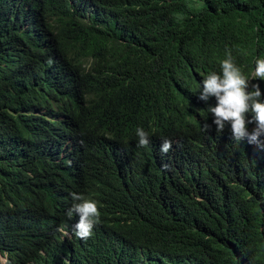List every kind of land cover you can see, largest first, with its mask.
I'll return each instance as SVG.
<instances>
[{"label":"trees","instance_id":"trees-1","mask_svg":"<svg viewBox=\"0 0 264 264\" xmlns=\"http://www.w3.org/2000/svg\"><path fill=\"white\" fill-rule=\"evenodd\" d=\"M89 5L0 0V253L11 264L63 263H52L50 251L39 253L45 234L38 247L43 234L30 222L54 200L38 185L53 170L36 144L56 136L34 116L55 106L73 121L75 161L72 176H60L64 185L106 202L116 218L90 244L54 254H74L71 264H152L150 256L143 263L130 252L141 244L162 253L154 264H264V152L254 149L234 174L217 178L221 143L211 136L223 132L208 112L216 101L195 92L202 70L229 53L242 70L255 57L264 59V0ZM45 45L61 74L43 66ZM16 66L31 69L28 84L14 80ZM34 72L52 76L54 84L46 80L43 93L36 91ZM205 122L212 125L208 132ZM137 128L150 143L171 140L177 167L163 165L160 172L151 145L138 147ZM163 178L171 180L166 190L159 188Z\"/></svg>","mask_w":264,"mask_h":264},{"label":"clouds","instance_id":"clouds-1","mask_svg":"<svg viewBox=\"0 0 264 264\" xmlns=\"http://www.w3.org/2000/svg\"><path fill=\"white\" fill-rule=\"evenodd\" d=\"M68 2L71 5L90 6V0H68ZM27 21L31 23L29 19ZM33 29L36 36L41 34V19ZM44 50L43 66L50 73L61 74L63 66L57 62L54 53L48 45L44 46ZM16 67L21 71L14 73V80L28 84L31 69ZM202 71L206 72L200 76L195 92L204 102L210 97L215 98V106L209 105L208 112L212 114V123L216 132H223V135L211 136V139L219 140L221 143L217 160L218 171L215 175L219 178L221 174L232 175L241 165H245L247 161L242 159L243 157H255L254 149L264 152V59L260 56L255 57L249 68L242 70L229 53L226 59ZM31 74L35 78L32 88L36 91L43 93L46 80L54 84L52 76L40 72ZM50 97H47L43 103L46 104ZM34 117L42 120L45 128L49 129L48 132L56 136L53 141L40 140V145L36 144L40 148L42 160L53 170V174L41 178L38 185H44L52 193L54 200L42 213L36 214L34 221L31 218L30 222L37 225L36 232L43 234L38 241V247L45 234L43 248L39 253L47 255L50 251L47 256L51 257L52 263L61 258L63 263L60 264H71L76 260L74 254L64 256L54 252L60 248H69L71 252L74 244L80 248L90 244L95 236L102 233L106 225L116 217L109 215V206L106 202L85 197L81 193H69L64 185L66 178L60 177L64 172L66 176H72L69 169L75 160L71 153L69 134L72 130L69 124L73 121L55 106L41 109ZM211 127L212 125L205 122L202 130L208 132ZM136 137L138 147L147 148L151 145L155 166L160 172L163 171V165L168 168L177 167L172 153L169 152L172 149L171 140L164 139L162 143H150L149 133L143 128L136 129ZM158 184L161 190H166L171 186V180L163 178ZM110 207L113 208L112 205ZM116 214L119 213L116 211ZM54 217L59 219L49 226L50 219ZM130 252L136 256V260L143 263H146L147 256H150L152 264L162 255L159 252H151L148 247L141 244L134 245ZM82 255L88 258L86 252ZM0 264H11L7 254L0 253ZM19 264L40 263L35 258H28Z\"/></svg>","mask_w":264,"mask_h":264}]
</instances>
